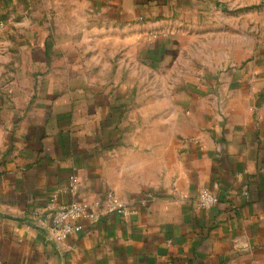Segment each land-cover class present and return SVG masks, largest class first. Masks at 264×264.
I'll return each mask as SVG.
<instances>
[{
	"label": "crops",
	"instance_id": "1",
	"mask_svg": "<svg viewBox=\"0 0 264 264\" xmlns=\"http://www.w3.org/2000/svg\"><path fill=\"white\" fill-rule=\"evenodd\" d=\"M48 1L0 0V264H264V65L157 81L241 0H80L69 22ZM109 192L128 217L60 242L34 224Z\"/></svg>",
	"mask_w": 264,
	"mask_h": 264
},
{
	"label": "rangeland",
	"instance_id": "2",
	"mask_svg": "<svg viewBox=\"0 0 264 264\" xmlns=\"http://www.w3.org/2000/svg\"><path fill=\"white\" fill-rule=\"evenodd\" d=\"M79 1L49 0L48 2L51 7L56 8L57 21L69 22L71 18L75 21L76 15L72 12L73 9H78ZM59 11L61 14L58 13ZM222 11L221 14L209 13L207 18L200 21L203 23L199 28L187 31L184 53L186 59L176 63L180 68L179 72L167 73L165 77L158 78V85L187 86L189 81L200 80L207 83L209 87H213L216 84L210 75L211 72H221L238 67L245 69L247 65L253 70L252 65L256 61L262 64L257 68L263 69L264 0H241L240 9H222ZM0 53L3 52L0 51ZM0 68L4 69L5 66L2 64ZM198 69L204 70L209 76L206 79L191 77L192 70ZM5 80V78H0V83ZM153 81L150 78L143 79V83L147 84ZM220 81L221 79L218 85H221ZM248 81L251 85L254 81L257 82V77L250 78ZM207 103L209 107L215 103L214 93L208 94Z\"/></svg>",
	"mask_w": 264,
	"mask_h": 264
},
{
	"label": "built area",
	"instance_id": "3",
	"mask_svg": "<svg viewBox=\"0 0 264 264\" xmlns=\"http://www.w3.org/2000/svg\"><path fill=\"white\" fill-rule=\"evenodd\" d=\"M71 191L76 190V177H71ZM197 200L203 208H209L218 202V198L209 190L199 192ZM56 203L57 197H52ZM119 213L128 217L132 210L113 192L107 193L104 199L95 201L72 199L67 203H59L41 216L35 226L43 229L49 240L60 242L72 233L83 230V220L98 222L102 215Z\"/></svg>",
	"mask_w": 264,
	"mask_h": 264
}]
</instances>
